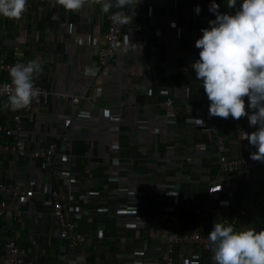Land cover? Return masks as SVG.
Instances as JSON below:
<instances>
[{"label": "crops", "instance_id": "0c3cea01", "mask_svg": "<svg viewBox=\"0 0 264 264\" xmlns=\"http://www.w3.org/2000/svg\"><path fill=\"white\" fill-rule=\"evenodd\" d=\"M212 3L219 5L221 14L231 10L227 0H141L132 11L126 8L132 21L124 28L129 45L120 48L108 69L94 77L89 69L95 64L98 46L84 40L106 27L108 13L101 11V4L66 12L55 6L54 0H34L28 14L0 31L1 47L16 57L43 62V73L35 84L53 94L87 95L92 105L86 101L79 105V109L90 112L89 120L67 123L66 117L77 105L52 94L40 99L36 111L24 117L19 138L23 148L29 153L35 147L68 138L70 176L77 180L81 193L110 184L101 188L109 205L127 200L124 193L116 194L117 185L108 180L113 174L118 175L117 184L133 192L143 189L151 194L154 189L161 192L165 184L176 186L167 201L147 206V214H143L148 224L191 230L195 222H221L236 230H264V163L259 162L249 172H219L215 138L206 129L212 118L202 82L196 80L191 67L199 59L195 41L202 36L193 29L206 25ZM240 3L242 0H237V9ZM197 6L199 14L194 12ZM78 38L83 39L81 43ZM16 42L17 53L13 51ZM168 99L171 115L167 113ZM4 103L0 99V121L12 115ZM247 103L246 111L251 114ZM111 115L118 119V130L112 129L115 122ZM215 125L228 156L250 157L256 152L244 139L243 133L257 130L249 126L247 117L238 121L219 118ZM0 180L45 190L55 183L50 172L42 170L30 154L1 160ZM168 207L172 211L164 210ZM47 210L34 198L12 205L0 220V244L14 237L29 251L28 264H67L73 257H79L77 264H123L139 246L137 232L116 235L110 226L113 219L107 226L105 216H87L79 228L94 231L105 227L106 236L71 250L47 214L35 224L34 216ZM121 236L132 239V243L115 238ZM159 255L155 247L151 248L144 264L157 262Z\"/></svg>", "mask_w": 264, "mask_h": 264}, {"label": "built area", "instance_id": "2783aa9c", "mask_svg": "<svg viewBox=\"0 0 264 264\" xmlns=\"http://www.w3.org/2000/svg\"><path fill=\"white\" fill-rule=\"evenodd\" d=\"M34 0H27V8L23 13L22 18L28 14L32 7ZM237 8L231 9L227 14H234ZM120 11L113 9L106 17L105 29L96 35L88 36L84 40L87 44H95L98 46L96 61L89 69L90 74L93 76L106 71L110 65V60L115 56L117 51L129 45V35L124 32L125 25L119 24L113 19V13ZM123 11L129 15L127 9ZM208 21L206 25L199 30L193 29V32H201V29L208 28V22L215 19L213 13L208 14ZM16 22L7 20L0 17V31L11 23ZM202 33V32H201ZM17 40V39H16ZM82 42V38L76 39ZM18 41V40H17ZM18 42L13 47V51L17 53ZM9 53L4 51L0 45V99L7 101L8 95L11 94V89L3 88V85L8 82V73L11 66L16 63H27L28 59L25 57H16L12 55V59H8ZM37 90V98L34 100L31 107L20 111H12V115L7 117L4 122H0V164L3 159L22 158L30 154L31 158L36 160L42 170L49 171L53 181L55 182L49 189H34L30 188L24 183L19 181H3L0 180V219H2L8 212L9 208L19 202H24L28 199H39L43 201L49 208L46 214L54 220L57 225V232L60 239H62L71 250H77L90 239H103V228L97 230H82L79 228V223L82 219L88 220L86 217L94 215L99 217H106L113 219L112 229L116 233H123L125 231L137 232V239L139 246L131 250V255L123 260V264H144V258L149 253L150 249L155 247L156 251L160 252L159 260L153 264H201L202 259L200 253L209 250L207 235L211 231L210 227L207 232H202L201 222L195 224L191 230H179L175 228H162L154 226L158 224L151 222L150 224L143 212L142 208L146 209L147 206L154 204H162L174 194L172 191L177 188L176 186L169 187L165 184L162 191L157 192L156 189L152 190L153 193L148 194L147 191L139 189L132 192H127L126 197L131 198L127 202L117 203L112 206L99 207L100 202H105L104 198L99 195V191L89 190L86 193L80 192V186L77 180L70 176L68 165L70 163V155L68 153L69 140L68 138L62 139L60 142L50 143L46 146H38L33 148L29 153L26 151L21 143L20 135L24 130V117L30 111H36L38 101L45 98L47 95H54L64 101H71L77 105L75 112L66 117L67 123L71 121L90 119V112L79 109L82 102H91V98L87 95L73 96L68 94H53L44 87L35 84ZM209 107V101L204 93ZM247 100V98H245ZM166 106L168 107L169 115L173 113L171 100H167ZM217 119L216 117H213ZM110 120L115 124L112 129L118 130L116 122L118 119L110 116ZM214 135L215 154L219 170L225 173L246 172L247 170L256 169L259 161L252 160L250 157H231L226 154L224 138L218 133V127L212 125L207 129ZM118 175L113 174L108 177L110 182H117ZM127 191L126 188L119 187L116 189V194L119 192ZM150 199V202L148 201ZM90 200L94 201V205L90 204ZM165 211H172L169 207ZM44 217L45 214L37 213L33 220L35 224ZM90 217V219H92ZM89 219V220H90ZM92 221V220H91ZM90 221V222H91ZM175 226V225H174ZM123 243L126 241L132 243V239L125 236L117 237ZM0 264H28L26 262V255L29 252L22 247L14 237L5 238L3 245H1ZM182 251L183 255H179ZM79 257L71 258L67 264H77Z\"/></svg>", "mask_w": 264, "mask_h": 264}, {"label": "clouds", "instance_id": "9594fccd", "mask_svg": "<svg viewBox=\"0 0 264 264\" xmlns=\"http://www.w3.org/2000/svg\"><path fill=\"white\" fill-rule=\"evenodd\" d=\"M140 2L141 0H54V5L66 12H78L85 5L99 3L105 14L113 8L120 10L113 13V19L125 25L132 21L123 9L130 8L132 11ZM236 5L237 0H227L229 9L236 8ZM218 7L216 3L209 7L208 14L213 13L215 19L208 22V28L201 29L202 36L195 41V47L199 49V59L191 67L196 80L202 82L203 94L205 93L209 101V118L231 117L238 121L247 117L249 126L257 127L250 134L243 133L244 139L256 149L250 158L264 163V0H242L239 8L231 15L221 14ZM26 8L27 0H0V17L19 21ZM194 12L199 14L200 8L197 6ZM42 73V61L30 60L11 66L8 82L3 85V88L11 89V94L3 107L11 111L31 107L37 98L35 80ZM245 98L251 114L246 111ZM195 121L202 123L200 120ZM113 183L117 188L121 187L116 182ZM109 185L106 183L105 186H98L93 190L99 191V195L103 197L101 188ZM127 192L134 194L135 191L127 189L122 193L126 196ZM130 199L127 197L124 202ZM39 202L44 203L41 200ZM107 202L105 200L103 205ZM223 204L226 202H222ZM44 205L48 210L42 212L46 214L49 208ZM140 211L144 212L145 209ZM196 223L198 222L194 226ZM103 231L105 237L104 228ZM207 241L214 264H264V230H236L231 224L216 223L208 233Z\"/></svg>", "mask_w": 264, "mask_h": 264}, {"label": "trees", "instance_id": "16d2710c", "mask_svg": "<svg viewBox=\"0 0 264 264\" xmlns=\"http://www.w3.org/2000/svg\"><path fill=\"white\" fill-rule=\"evenodd\" d=\"M126 9V8H125ZM22 19V18H21ZM20 19V20H21ZM11 23H13V22H11ZM9 53V55H8V59H12L13 58V56H12V51H11V53H10V51L8 52ZM245 101H247V100H245ZM214 118H212V120L209 122V125H208V128H206V129H209V127L210 126H212V125H215L216 124V121L219 119V118H217V119H214ZM0 122H4V120L3 121H0ZM213 122V123H212ZM212 123V124H211ZM220 135H221V133H220V131L218 132ZM222 136V135H221ZM217 158V157H216ZM243 158H247V157H243ZM217 160V159H216ZM258 165H259V163H258ZM258 165L255 167V168H257L258 167ZM218 170H219V166H218ZM254 170V169H253ZM249 171H252V169L251 170H247L246 172H249ZM219 172L221 173V174H227V173H225V172H221L220 170H219ZM240 172H243V171H240ZM108 204V205H107ZM107 204H105V206H112V205H109L110 203L109 202H107ZM156 213V212H155ZM145 214H147V212L145 211ZM153 215H154V213H153ZM94 217H98V216H96V215H94ZM1 220V219H0ZM106 220H107V224L106 225H109V218H106ZM111 220V219H110ZM112 221V220H111ZM114 222V221H113ZM218 223H221V222H218ZM214 224H216V223H210V224H207L205 227H203L202 228V232L204 233V232H207L208 230H209V227H210V229L212 230V227H213V225ZM173 226L171 225V224H168V226H166V228H169V229H171ZM173 228H175V229H178L179 227H173ZM104 229H105V227H104ZM180 230V229H179ZM105 231H106V229H105ZM3 243H4V239H3V242H2V244H0V245H3ZM1 246H0V252H1ZM211 252H210V250H207V251H202L201 253H200V258L202 259V261H201V264H211V262H212V260H211Z\"/></svg>", "mask_w": 264, "mask_h": 264}]
</instances>
